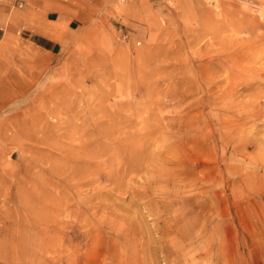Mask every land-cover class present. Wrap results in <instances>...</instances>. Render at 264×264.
<instances>
[{
    "label": "rangeland",
    "instance_id": "1",
    "mask_svg": "<svg viewBox=\"0 0 264 264\" xmlns=\"http://www.w3.org/2000/svg\"><path fill=\"white\" fill-rule=\"evenodd\" d=\"M12 11L0 264H264V0Z\"/></svg>",
    "mask_w": 264,
    "mask_h": 264
},
{
    "label": "crops",
    "instance_id": "2",
    "mask_svg": "<svg viewBox=\"0 0 264 264\" xmlns=\"http://www.w3.org/2000/svg\"><path fill=\"white\" fill-rule=\"evenodd\" d=\"M44 1L45 0H0V35L4 29L10 25V22L16 18V14L12 13V7H21L23 11L29 13L33 8L42 6ZM48 16L54 17V15Z\"/></svg>",
    "mask_w": 264,
    "mask_h": 264
},
{
    "label": "bare ground",
    "instance_id": "3",
    "mask_svg": "<svg viewBox=\"0 0 264 264\" xmlns=\"http://www.w3.org/2000/svg\"><path fill=\"white\" fill-rule=\"evenodd\" d=\"M90 147V146H89ZM86 148V147H85ZM80 151V150H79ZM86 152H87V150H86ZM81 158V157H80ZM82 159V158H81Z\"/></svg>",
    "mask_w": 264,
    "mask_h": 264
}]
</instances>
